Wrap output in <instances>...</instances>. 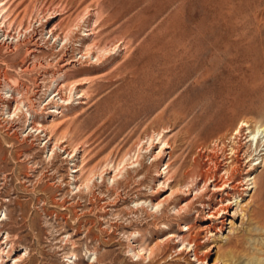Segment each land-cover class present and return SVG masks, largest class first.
Instances as JSON below:
<instances>
[{
    "label": "rangeland",
    "instance_id": "obj_1",
    "mask_svg": "<svg viewBox=\"0 0 264 264\" xmlns=\"http://www.w3.org/2000/svg\"><path fill=\"white\" fill-rule=\"evenodd\" d=\"M240 120L264 134V0H0V259L251 264L264 163L246 130L216 140ZM198 165L254 187L207 218L222 193Z\"/></svg>",
    "mask_w": 264,
    "mask_h": 264
},
{
    "label": "bare ground",
    "instance_id": "obj_2",
    "mask_svg": "<svg viewBox=\"0 0 264 264\" xmlns=\"http://www.w3.org/2000/svg\"><path fill=\"white\" fill-rule=\"evenodd\" d=\"M45 25H47V24H45ZM53 32V31H52ZM49 33H51V31H49L48 30V34ZM84 35V34H83ZM92 34H91V32H89V33H86L84 36H85V38L84 39H82L81 38V40H82V42H86L89 38H90V36H91ZM96 45V44H95ZM94 45V47L93 48H95L96 47V54H94V52H92L91 50L93 49L92 48V46L91 45H89V46H91V48L92 49H86L85 50V53L84 54H82L81 55V58H85V59H87L88 61L89 60H91L92 58H95L96 59V61H98V58H99V54H100V52H102L104 49H105V46H103V47H100V46H95ZM115 45V44H114ZM117 46H115L114 47V49L116 48ZM88 48V47H87ZM113 49V50H114ZM106 51V50H105ZM95 55V56H94ZM104 56V55H103ZM77 86H79V85H75V84H71V89H70V91L71 90H76V88H78ZM64 87V86H63ZM58 88V87H57ZM60 91H61V89L60 88H58V89H56V96H58V100L59 101H61L62 103H64V105L65 106H67V105H70V100H71V98H72V94H68V96L65 98V99H63V97H61L60 96ZM73 92V91H72ZM75 93V92H74ZM71 102H72V100H71ZM55 106V107H54ZM53 106V110H51V111H49L50 113H60V111H58V109L60 108V106H56V105H54ZM181 115V114H180ZM31 120V119H30ZM37 125V124H36ZM41 127H43V126H41ZM40 127V132L42 133L43 132V130H42V128ZM31 129H32V127H31ZM262 129V128H261ZM258 126L257 127H255V128H251V124H249V122L248 121H245V120H240V122L237 124V125H232V124H230V125H227V127L225 128V130H224V132L221 134V135H219V137L216 139V140H218V139H225L226 137H227V139H228V137H233L235 140H240L239 139V137L241 136V133L244 131V130H246V132H247V136H246V139L248 138V143L250 144V146L251 145H254L253 146V151H252V153H255V156H258L257 157V160H260V162H259V164L258 165H260V164H262V163H264V134H263V132H262V134L263 135H261L260 134V132L261 131H263V130H261ZM37 129H35V131H36ZM45 132V131H44ZM245 132V131H244ZM234 135V136H233ZM49 137V136H48ZM241 138H243V137H241ZM245 140V139H244ZM150 141V140H149ZM231 141V140H230ZM243 141V140H242ZM247 141V140H246ZM245 141V142H246ZM151 142V141H150ZM232 142V141H231ZM234 142V141H233ZM240 142V141H239ZM53 143V142H52ZM56 143V142H55ZM57 144V143H56ZM235 144V143H234ZM233 144V145H234ZM236 145V144H235ZM246 145H247V143H246ZM53 146H54V144H53ZM63 146V145H62ZM163 146H165L167 149H171V147L170 146H168L167 145V143L166 142H164V141H162V147L160 148V154H162L163 153ZM202 146V145H201ZM206 146V145H205ZM249 146V145H248ZM236 147V146H235ZM239 147V146H238ZM252 147V146H251ZM234 148V147H233ZM233 148H231V152L234 154H231V155H233L234 156V158H236L238 155H239V148L237 149V150H235V149H233ZM250 148V147H249ZM60 149H62L61 147H60ZM165 149V148H164ZM247 149H248V147H247ZM246 149V150H247ZM60 151V150H59ZM245 151V150H244ZM243 151V152H244ZM248 151V150H247ZM51 152V151H50ZM249 153H251V152H249ZM66 154V153H65ZM245 154H247V153H245ZM68 155V154H67ZM170 155V152L168 153V156ZM75 156V155H74ZM246 156V155H245ZM253 156V155H252ZM231 157V156H230ZM229 157V158H230ZM248 157V156H247ZM250 157H251V154H250ZM228 159V158H227ZM237 159V158H236ZM247 159H249V158H246V160ZM238 160V159H237ZM230 161V160H229ZM228 161V162H229ZM234 161V160H233ZM252 160H250V161H248V163H250ZM136 162V161H135ZM212 162V161H211ZM139 163V162H138ZM138 163H136V164H138ZM193 163H194V161H193ZM200 163V162H199ZM230 163V162H229ZM236 163V162H235ZM233 164H234V162H233ZM237 164H239V163H237ZM214 165V164H213ZM236 165V164H235ZM234 165V166H235ZM154 166V165H153ZM216 166V165H215ZM232 167H230L229 165H228V167L226 168V169H223L222 171H223V175L225 176V179H223V178H218L219 180H217L216 181V179H212V178H214L215 176H212V177H210L209 178V176L210 175H208V174H203V173H201L200 172V169H201V167L198 165L197 166V169H198V171L200 172V174L198 175V178L200 179V181H202L203 183H202V185H204L205 187H206V184H207V182L210 180V179H212L211 180V182L212 183H210V186H212L213 187V189L215 190V192L216 193H222V194H224L223 196H221V195H219L220 197H219V199L217 200V203H218V205H217V207H215V208H210L211 209V211L210 212H207V218H213V217H215V218H217L218 217V215L219 214H221V213H226L227 212V210H228V208L230 207V203H229V199L230 198H235L236 197V195L239 193V189H241L240 188V185L239 184H241V182H242V180L241 179H239V178H237V176H236V171H237V168H235L233 165H231ZM239 166V165H238ZM237 166V167H238ZM168 167V165H166V168ZM249 171H253L254 169H253V167H251V165L249 164ZM154 168H156V167H154ZM124 169V168H123ZM209 169V168H208ZM214 169V168H213ZM154 171H156V173H157V169H155ZM248 171V172H249ZM74 175L72 176L73 178L76 176L77 177V175H78V172H79V169H76V170H73V171H71ZM84 173V172H83ZM145 173V172H144ZM215 173V172H214ZM198 174V173H197ZM247 174V173H246ZM185 175V174H184ZM213 175V174H212ZM219 176V175H218ZM193 177V176H192ZM100 178V177H99ZM104 178V177H103ZM114 178V177H113ZM116 178V177H115ZM178 178V177H177ZM184 178V177H183ZM216 178V177H215ZM75 179V178H74ZM83 179V178H82ZM196 179V178H195ZM220 179H222V181H220ZM186 181V180H185ZM244 181H246V183H247V185H246V188L244 189V188H242L241 189V191H249L250 192V190L254 187V181H253V178H250V176L249 175H246V177H245V179H244ZM75 182H76V179H75ZM179 182V181H178ZM87 183V182H86ZM79 184H81V183H79ZM181 184V183H180ZM187 184V183H186ZM192 184V183H191ZM158 186H159V184H158ZM178 186H179V183H178ZM182 187V186H181ZM211 187V188H212ZM171 189V188H170ZM192 191V190H191ZM194 192V191H193ZM214 192V191H213ZM173 193H172V190H170V193L167 195V197H170L171 195H172ZM205 195V194H204ZM245 196V195H244ZM167 197L165 196L164 198H162V200H160L158 203H156V204H154V206H160L161 204H163L164 202H166L167 201ZM249 199H250V202H249V204H248V208L246 207L245 209H242L241 211H242V213H245L247 216H248V219L252 222V224L253 225H255V227L257 228V230L259 229V230H262V231H264V202L262 201V199H260L259 198V196H256V194H254L253 196L251 195L250 197H249ZM231 200V199H230ZM196 201V200H195ZM172 204V203H171ZM203 203H200L199 205H202ZM207 204V203H206ZM209 205V204H208ZM187 206V205H186ZM204 206V205H203ZM207 206V205H206ZM208 207V206H207ZM175 207H173V209H174ZM209 208V207H208ZM181 210V209H180ZM172 212V211H171ZM248 220V221H249ZM219 224H220V226L219 227H217V226H214L213 227V230L216 232V233H218L220 230H222V226L225 224L224 223V220H221L220 222H219ZM210 225H208V227H209ZM185 231H188V227L186 228V230ZM172 238H173V236H171ZM4 242H0V253L1 254H3V250L1 249V246H2V244H3ZM11 245V244H10ZM261 245V244H260ZM262 246H264V244L262 245ZM211 247H213V246H211ZM216 247V246H215ZM230 248H232L231 246H229ZM233 248H234V246H233ZM95 250V249H94ZM258 251L260 252V253H252L253 254V258H249L250 259V261H251V264H264V249L263 248H259L258 249ZM130 252H132V254L134 255V256H136V254L135 253H133V251H132V249H130ZM7 253L8 252H6L5 253V255H4V258H6L7 257ZM73 254V253H72ZM141 255V254H140ZM95 256V255H94ZM248 259V260H249ZM262 259V260H261ZM21 258H20V256H16L15 258H14V262L12 263V264H14L15 262H21ZM23 263V262H22ZM0 264H9L8 263V261H5L4 259H0ZM73 264H75V263H73Z\"/></svg>",
    "mask_w": 264,
    "mask_h": 264
}]
</instances>
